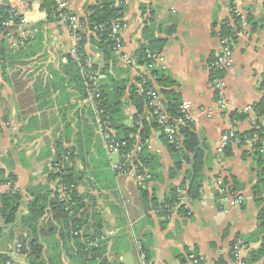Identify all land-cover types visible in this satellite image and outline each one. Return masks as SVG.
Listing matches in <instances>:
<instances>
[{
    "label": "crops",
    "instance_id": "0c3cea01",
    "mask_svg": "<svg viewBox=\"0 0 264 264\" xmlns=\"http://www.w3.org/2000/svg\"><path fill=\"white\" fill-rule=\"evenodd\" d=\"M233 1L119 2L127 24L122 34L123 52L137 61L141 47H149L154 40L164 41L159 53L167 59V70L161 73L174 82L167 90L178 94L179 109L184 102L192 105L191 125L205 154L204 197L188 202L186 214L177 212L166 219L159 216L155 205L181 185L185 173L171 177L174 161L162 132L153 130L147 139L149 152L158 156V167L155 175L150 173V180L140 185L128 175L115 173L92 110L80 106L86 93L65 72L73 57L75 34L57 21L50 0H23L20 13L38 28V39L30 49L35 54L6 69L3 65L7 63L0 58V171L17 179L16 189L24 196L20 216L28 213L26 204L33 198L30 191L54 189L55 181L50 180L52 165L65 157L64 167L68 166L78 178V198L90 204L94 209L91 207L89 212H97L102 219V241L106 242L103 258L110 264H139L137 242L153 264H192L188 260L190 249L202 255V264H237V245L245 247L240 254L250 262V253L261 248L264 238V233L259 232L264 189H255L264 173V108L261 113L256 111L264 101V0H238L245 17H249L248 26L235 36L233 67L216 72L226 82L227 107L220 109L211 65L220 51L222 28L235 26L230 14ZM100 2L69 0L70 11L82 20ZM0 8L9 9V0H0ZM79 32L86 36V60L91 67H98L95 73L100 81L105 80V75L99 76L104 59L95 43L98 38L91 32ZM114 58L116 63L111 64L109 72L116 80L126 81L128 88H140L136 78L146 77L160 92L161 87L145 64L129 65L115 55ZM125 103L124 125L133 127L136 107L127 99ZM146 116L149 118L150 113ZM233 127L240 136L259 142V149L231 145L219 154L222 134ZM58 155L61 157L56 161ZM217 178L237 185L244 196L242 206L230 207L223 199L213 197L216 192L208 183ZM5 191L6 187L0 188V193ZM45 217L52 218L50 214ZM0 228L4 229L0 255L10 257L8 244L17 240V232L12 237L11 228H4L1 218ZM40 239L44 264H72L58 235ZM15 261L28 264L27 257ZM257 264H264V259Z\"/></svg>",
    "mask_w": 264,
    "mask_h": 264
},
{
    "label": "trees",
    "instance_id": "16d2710c",
    "mask_svg": "<svg viewBox=\"0 0 264 264\" xmlns=\"http://www.w3.org/2000/svg\"><path fill=\"white\" fill-rule=\"evenodd\" d=\"M120 0H101V2L94 8L89 10L88 17L82 19L85 22L89 30H94L100 25H105L104 31H99L94 34L98 38L95 42L99 48L100 53L103 54L104 66L100 71V75H105L106 79L101 80L100 92L102 94L101 106L106 115L109 116L112 122V127L116 131L117 135L121 139L129 141L130 134L138 133L141 141H145L150 138L153 130H160L162 132V140L166 143L168 150L174 161V165L170 170L171 177L177 176L178 173L184 172L185 176L180 186L171 190L162 203L155 205V209L158 211L159 216L169 218L172 215L171 208L176 204H179L180 197H184L187 202H193L201 198V189L204 187L205 176V154L201 147L200 141L194 133L191 124H186L179 127L178 142L180 146L171 144L166 138L164 128L160 126L153 117H147L146 113L150 110H146L148 106V97L146 91L152 87L151 80H147L146 77L139 76L136 78V82L142 84L144 92H140V88L137 85H131L127 87L126 81L116 80L109 72L110 66L116 63L113 53V43L110 40L109 25L116 19L123 18L124 7L120 5ZM52 7L53 3L51 2ZM8 8H0V35L6 33L8 30L2 26L3 21L7 20ZM54 11V9H53ZM249 17L247 18V20ZM15 29V28H14ZM222 38L232 35L229 28H222ZM81 41L79 42V51L83 54L82 63H85V52L83 46L86 36L82 33H78ZM38 37L30 43L26 49L13 52L9 49L5 40L0 38V58L6 62L3 65L4 69L14 65L20 59L28 60L35 53L30 49L33 43L36 42ZM91 39H93L91 37ZM32 44V45H31ZM39 45V40L37 42ZM164 41L154 40L149 47H141L138 53L137 64H146V56L148 51L159 53L162 51ZM80 62H77L73 57L69 59V64L66 66V74L71 76L78 89H85V80L82 76V66ZM88 70V69H86ZM93 72H99L97 66H92ZM156 84L161 87L160 93L164 95L167 103H163L164 108L169 115L170 120L181 117L179 109V96L174 91H168L172 82L164 73L154 72ZM217 77L218 73H214ZM126 99L136 107L137 113L133 117L134 126L127 127L124 125L126 120L124 114V106L126 105ZM264 101L262 106H258L256 111L258 113L263 112ZM91 111V110H90ZM92 112V111H91ZM92 114V113H91ZM142 116V119H141ZM244 117H242L243 119ZM235 120V119H234ZM138 121L140 123L138 124ZM255 148L259 149V142L255 144ZM227 150V149H226ZM61 155L57 156L56 161L59 160ZM136 163L144 165L149 169L152 175H155V170L158 167V156L149 152L145 146L143 151L140 152L136 158ZM188 166V168H184ZM185 169V170H184ZM16 177L13 174L5 175L3 171H0V185H5L11 182L12 188L0 193V218L4 224V228H11V236L14 237V232H17L16 239L21 241L25 236L29 240V250L27 252L28 264H44V247L41 243V237L46 235H58L64 249L70 254L72 264H110L106 258H103L105 252L106 242L103 239V222L99 214L95 211L89 212L90 204L83 202L77 196L78 178L76 173L72 170H68V166L63 167V171L60 174H50V180H60V184L72 188L73 200L75 205L66 210V204L59 202L58 195L53 189L49 191L47 188L32 190V199L26 204L28 213L20 216V207L24 203V196L16 189ZM223 188H226L231 193L239 192L237 185L230 183L228 179L223 178ZM264 189V173L261 175L255 189L260 191ZM16 189L15 191H13ZM178 189H182L184 194L180 196ZM144 197L147 198V190L143 191ZM51 195L53 197L51 198ZM257 196V193H256ZM214 197L221 199L222 196L216 191ZM155 204V202H153ZM50 208V209H48ZM93 208V207H92ZM94 209V208H93ZM185 205H181L178 209L179 213H187ZM50 214L52 218H46L45 216ZM47 219V220H46ZM16 230V231H15ZM259 232L264 233V206L259 214ZM3 228H0V239L3 235ZM93 242H97L98 246H91ZM143 248V247H142ZM145 251V250H144ZM146 252V251H145ZM149 260L148 254L146 253ZM0 259H7L6 256H1ZM264 259V238L261 248L257 251L250 253V262L244 260L247 264H257ZM223 264V263H221Z\"/></svg>",
    "mask_w": 264,
    "mask_h": 264
},
{
    "label": "built area",
    "instance_id": "2783aa9c",
    "mask_svg": "<svg viewBox=\"0 0 264 264\" xmlns=\"http://www.w3.org/2000/svg\"><path fill=\"white\" fill-rule=\"evenodd\" d=\"M53 3L54 14L59 23L66 26L68 30L75 34L76 44L72 49V56L77 62H80L82 66V76L85 80L86 87V96L81 99L80 106L81 108L88 107L92 110L95 124L100 132L102 137L104 148L108 159L112 163V168L115 173L119 175H128L140 184L144 185L148 180H150L151 175L146 167L136 163V158L140 152L143 151L146 146L148 150L151 149L149 140L141 141V138L138 133L130 134L129 140H132V143L129 144L128 140L121 139L118 137L116 131L112 127V122L108 115L105 114L101 102L102 94L100 92V79L98 75L93 72L91 69V64L88 60L85 59V63H82L83 54L79 51L80 46L79 42L81 41L78 36L79 31L91 32L95 34L97 30L104 31L106 29L105 25H100L94 30H89L85 22L73 14L70 11L69 0H50ZM23 0H9V11L7 15V20L3 21L2 26L5 30H8L6 33L0 35L1 40H5L9 46V49L13 52H16L21 49H26L30 43L35 39L38 28L30 23L26 16L22 15L19 11V7L22 4ZM230 14L234 18L235 26L229 28L232 32V35L226 36L220 40V51L216 60L211 65V70L214 72H225L233 67L235 63L234 59V42L235 36L240 34V30L246 29L248 26L247 17H245L244 12L241 10L238 0H234L230 6ZM15 28V29H14ZM127 28V24L123 21L122 18L116 19L109 25L110 30V40L113 43V53L115 56L121 58L127 64H135L137 61L128 57L123 51V42L122 34L123 31ZM14 30L17 32L14 33ZM147 62L145 64L146 70L150 73L154 72H163L167 70L166 58L160 53H150L146 56ZM88 69V70H86ZM143 84V83H142ZM140 85V92H144ZM213 87L217 92L219 102L218 106L220 109H225L227 107L226 100L224 98V89L226 87V82L218 77H215L213 80ZM261 93L264 96V83L262 85ZM148 97V110L150 116L153 117L156 122L164 128V133L166 138L170 141L171 144L180 146L178 142L179 137V127L186 124L193 123V114H192V105L188 102L182 103L180 106L181 117L174 120H170L169 115L167 114L161 95L158 89L151 87L146 91ZM142 119V117H141ZM140 122L138 121V124ZM255 141L253 139H246L239 135L236 127H233L222 134L217 152L223 154L228 147L231 145L244 146L248 145L251 148H254ZM64 157L59 162H55L52 165V169L55 174H60L63 171ZM209 187H211L214 192H218L223 199L226 201L230 207H240L244 203V196L240 192L231 193L226 188H223V179L217 178L209 181ZM12 183L8 182L5 185H0V188L6 187L7 189L12 188ZM14 189L13 191H15ZM54 190L58 195L59 202L66 204V210H69L72 206L75 205L73 200V189L63 184H60V180L55 181ZM180 196H183L184 192L182 189H178ZM205 195V187L201 189V196ZM214 197V196H213ZM187 201L184 197H180L179 204H176L171 208L172 214L177 213L181 205H185V208L188 209ZM91 246L97 247V242H93ZM245 247L242 245H237L235 248V260L237 264H247L241 257L240 251ZM137 249L139 254L140 262L139 264H153L148 260L146 252L142 249L141 243L137 242ZM8 250H11V256L6 257L7 259H0V264H16L15 258L26 257L29 250V240L25 236L21 241L15 240L13 243L8 244ZM188 260L192 264H202L204 258L202 255L195 253L192 249L188 252Z\"/></svg>",
    "mask_w": 264,
    "mask_h": 264
},
{
    "label": "rangeland",
    "instance_id": "374dc122",
    "mask_svg": "<svg viewBox=\"0 0 264 264\" xmlns=\"http://www.w3.org/2000/svg\"><path fill=\"white\" fill-rule=\"evenodd\" d=\"M15 241V240H14Z\"/></svg>",
    "mask_w": 264,
    "mask_h": 264
}]
</instances>
